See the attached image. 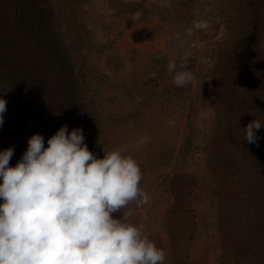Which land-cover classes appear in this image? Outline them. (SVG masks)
Segmentation results:
<instances>
[{"label":"rangeland","instance_id":"rangeland-1","mask_svg":"<svg viewBox=\"0 0 264 264\" xmlns=\"http://www.w3.org/2000/svg\"><path fill=\"white\" fill-rule=\"evenodd\" d=\"M110 1L46 0L47 24L84 78L94 155L122 147L139 164L148 201L122 211L131 210L133 222L165 251L164 264H221V248L211 254L213 238H224L223 205L253 189L261 222L253 250L264 264V121L258 147L242 131L264 120V0H113L119 11ZM150 7L158 9L156 20L146 17ZM138 10L139 25L132 20ZM200 20L208 27L186 36ZM185 56L195 78L177 87L167 64ZM0 99L4 119L15 107L1 83ZM9 147L15 166L16 148L0 137V152ZM243 177L247 190L238 194Z\"/></svg>","mask_w":264,"mask_h":264},{"label":"clouds","instance_id":"clouds-1","mask_svg":"<svg viewBox=\"0 0 264 264\" xmlns=\"http://www.w3.org/2000/svg\"><path fill=\"white\" fill-rule=\"evenodd\" d=\"M142 17L138 10L132 20L139 25ZM207 27L194 22L185 35ZM187 59L168 61L177 87L195 78ZM5 111L0 99V124ZM262 121L242 130L247 143L259 146ZM126 151L115 147L97 158L82 129L65 124L47 147L41 134H32L15 166H9L13 148L0 152V264H164L165 251L133 222L131 210L122 211L148 201L139 164Z\"/></svg>","mask_w":264,"mask_h":264},{"label":"trees","instance_id":"trees-1","mask_svg":"<svg viewBox=\"0 0 264 264\" xmlns=\"http://www.w3.org/2000/svg\"><path fill=\"white\" fill-rule=\"evenodd\" d=\"M47 9L46 0H0V83L15 107L0 124V137L16 148L18 160L32 134H41L47 147L65 124L69 131L82 129L84 143L95 150L80 89L84 78L78 79L58 33L48 26Z\"/></svg>","mask_w":264,"mask_h":264},{"label":"bare ground","instance_id":"bare-ground-1","mask_svg":"<svg viewBox=\"0 0 264 264\" xmlns=\"http://www.w3.org/2000/svg\"><path fill=\"white\" fill-rule=\"evenodd\" d=\"M112 2L113 0L110 1V4ZM116 4L117 3L114 1L113 5L111 4V8H113L114 11H119V7ZM124 6H126L128 10H136L138 7L137 5L135 7L134 4L129 3L124 4ZM157 16L158 9L150 7L146 14L147 19L153 21L156 20ZM150 53L151 52L146 54ZM142 57L146 58L148 62L151 61L149 55H142ZM130 82L133 83V78L130 79ZM149 88L150 87L147 89ZM149 91H151V88ZM151 93L152 92H149L148 94ZM132 94H134V92ZM153 98L154 97H152L150 101ZM156 159L152 158V161L154 162ZM241 167L242 170L246 169V165L244 163ZM247 186L248 180L243 177L241 185H238L237 193L240 194V191H246ZM255 193L256 191L251 189L248 194L242 193L238 201L233 203L226 201L223 205L220 219H226L227 222H224V224L220 223L219 228L220 234L224 238L222 243L221 238H218L217 241L213 238L214 247L211 254V257L213 258L215 256V249L221 248V264H263L260 253L253 250V247L258 246L261 243L259 242L261 235L259 234L260 231L258 229L261 224L260 219H258L260 214V205L259 201L255 197ZM228 238L229 240H227ZM246 244L249 247H246ZM239 246L240 250H238Z\"/></svg>","mask_w":264,"mask_h":264}]
</instances>
